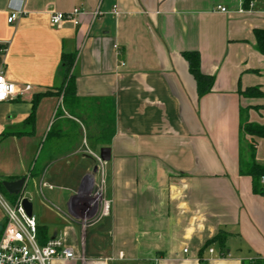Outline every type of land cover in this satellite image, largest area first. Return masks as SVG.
<instances>
[{"label": "crops", "instance_id": "0c3cea01", "mask_svg": "<svg viewBox=\"0 0 264 264\" xmlns=\"http://www.w3.org/2000/svg\"><path fill=\"white\" fill-rule=\"evenodd\" d=\"M75 8L79 26L50 25ZM10 11L25 14L8 25ZM255 30L264 1L0 0V73L32 88L0 103V179H39L37 229L75 255L51 264H264V196L240 174L250 159L264 165V140L240 130L264 126ZM182 52H197L214 79L201 99ZM62 54L75 55L66 96ZM45 93L28 124L32 97ZM98 188L109 216L82 227L80 206ZM221 231L225 255L204 248Z\"/></svg>", "mask_w": 264, "mask_h": 264}, {"label": "built area", "instance_id": "2783aa9c", "mask_svg": "<svg viewBox=\"0 0 264 264\" xmlns=\"http://www.w3.org/2000/svg\"><path fill=\"white\" fill-rule=\"evenodd\" d=\"M222 13L224 9L218 8ZM24 11H10L6 19L8 25H14ZM116 15V10L114 9ZM84 12L78 8L67 13H53L50 15V25L53 27L69 23L74 27L79 26L80 18ZM98 11L92 14L95 18ZM7 43H0V54L7 52ZM123 66V64H121ZM32 88L24 86L16 87L13 83L6 81L0 73V103L8 102L16 96L30 93ZM97 163L102 166L105 164L99 158L94 157ZM264 183V178H261ZM103 184V180H101ZM44 186V185H42ZM23 194V193H22ZM23 196H15L14 204L6 201L0 191V208L3 212V221L0 225V264H51L53 260L72 261L75 259L73 251L64 245L61 238L47 240L41 245L38 241L37 223L33 216H28L22 207ZM78 221L82 227L91 226L102 218L109 216L110 203L105 200L101 188L93 190L88 194L87 200L80 206ZM210 254L213 253L209 249ZM187 253V250H184ZM82 264L83 258L79 259Z\"/></svg>", "mask_w": 264, "mask_h": 264}, {"label": "trees", "instance_id": "16d2710c", "mask_svg": "<svg viewBox=\"0 0 264 264\" xmlns=\"http://www.w3.org/2000/svg\"><path fill=\"white\" fill-rule=\"evenodd\" d=\"M252 1H264V0H244V7L248 5V3ZM254 36L257 42V49L258 51L264 55V31L255 30ZM181 57L187 64L188 73L193 78L196 86V94L197 98L201 99L202 97L206 96L211 92L213 86V77L209 75H204L201 72L200 67V56L197 52H182ZM75 61V55L73 54H62L61 56V74L63 78V84L61 87V92H63L64 96L68 95L69 93H73L74 91V78L71 74V70L73 68ZM60 92V93H61ZM254 93L260 92L258 89H246L241 94L245 97L252 95ZM48 93L45 94H38L32 97V112L27 119L28 124H32L34 120V112L39 101L48 96ZM241 132L244 133L245 136L250 138H258L264 140V126H258L254 124L246 123L241 127ZM6 135H3V138ZM247 166L244 167V163L240 165V174L249 176L253 181L252 191L256 195L264 196V183H261V178H264V165L259 166L250 159L247 162ZM10 181L13 179H9ZM2 182H0V191H3ZM4 192V191H3ZM37 233L39 236V244L43 245L46 243L47 239H44V229H37ZM227 239L228 234L224 232H219L213 239L208 241L204 248H208L212 244H217L219 248V252L222 255H225L227 251Z\"/></svg>", "mask_w": 264, "mask_h": 264}, {"label": "rangeland", "instance_id": "374dc122", "mask_svg": "<svg viewBox=\"0 0 264 264\" xmlns=\"http://www.w3.org/2000/svg\"><path fill=\"white\" fill-rule=\"evenodd\" d=\"M40 156L39 154H36L35 155V158L33 159L34 161V164H36L37 168L39 167V163H40ZM35 175L30 178L26 184V187L23 191V199H28L30 200V202L32 203L33 205V209L35 210L37 208V202L38 201H45L43 198H42V195L39 193V179L37 180H34L35 179ZM0 182H1V179H0ZM4 191V192H3ZM3 191L1 192L4 199L6 201H8L10 204H14L15 202V196H12V195H9L5 192V190L3 189ZM43 194H44V198H46V190L43 189ZM37 201V202H36ZM3 212L0 208V223L3 221ZM84 264H91L87 261H85Z\"/></svg>", "mask_w": 264, "mask_h": 264}, {"label": "water", "instance_id": "95a60500", "mask_svg": "<svg viewBox=\"0 0 264 264\" xmlns=\"http://www.w3.org/2000/svg\"><path fill=\"white\" fill-rule=\"evenodd\" d=\"M99 158L102 162L107 163L110 160L109 149H101L99 152ZM1 185L9 195H22L26 185V178L23 177L15 181H3ZM22 207L28 216H32V204L27 199L22 200Z\"/></svg>", "mask_w": 264, "mask_h": 264}]
</instances>
